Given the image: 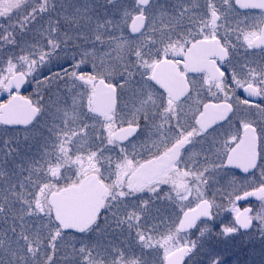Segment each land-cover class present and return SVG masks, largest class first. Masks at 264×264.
<instances>
[{
    "label": "snow or ice",
    "instance_id": "6c2138e0",
    "mask_svg": "<svg viewBox=\"0 0 264 264\" xmlns=\"http://www.w3.org/2000/svg\"><path fill=\"white\" fill-rule=\"evenodd\" d=\"M0 264H264V0H0Z\"/></svg>",
    "mask_w": 264,
    "mask_h": 264
}]
</instances>
